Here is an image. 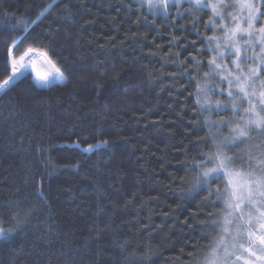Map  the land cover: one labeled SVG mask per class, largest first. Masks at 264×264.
Segmentation results:
<instances>
[{
	"label": "trees",
	"instance_id": "obj_1",
	"mask_svg": "<svg viewBox=\"0 0 264 264\" xmlns=\"http://www.w3.org/2000/svg\"><path fill=\"white\" fill-rule=\"evenodd\" d=\"M227 4L0 0V83L29 48L64 74L40 88L25 69L0 93V226L13 233L0 264H209L214 250L234 264L214 226L229 211L217 200L226 185L203 177L221 152L246 167V148L215 140L246 114L226 64L234 42H221L238 23ZM260 21L239 37L243 56Z\"/></svg>",
	"mask_w": 264,
	"mask_h": 264
},
{
	"label": "rangeland",
	"instance_id": "obj_2",
	"mask_svg": "<svg viewBox=\"0 0 264 264\" xmlns=\"http://www.w3.org/2000/svg\"><path fill=\"white\" fill-rule=\"evenodd\" d=\"M141 3L145 4L148 6V8L156 11L163 9L166 7L170 2H174L177 0H138ZM195 3H205V0H192ZM209 4L211 5L212 9L215 12H219L222 6H225L226 8L229 7L227 2H229L232 6L236 5V9L231 10L229 13H227L229 20L230 18L232 19H237L238 23L233 26V29H226L224 34V37L221 39V42H224L226 45L228 44L227 42H234L233 44L235 45V49H232L233 55L228 56V60L226 64L231 63V69L229 70L231 73H234V87L237 89V91H240L241 95H239L240 99L244 102L245 107L243 106L244 113H246L243 117H240L238 119V123L233 122L230 124L232 128L231 135H238L239 130H245L248 135L247 138L243 142H238L236 145H230V144H223V148L226 150L230 148H238L237 151L243 150L246 148L245 151V165L246 167L243 168H235L236 166L234 163L229 166V170L233 172H241L244 173L245 175L248 172H253L254 169H256L257 166V161L261 158L260 153L264 152V147L258 148V144L256 142L257 138L261 139V143H264V128H255L251 125H249V122L252 120H260L262 123H264V104H261V100H264V96L261 94L264 93V43L262 44L263 41V36L264 32L261 31V29H264V15H260L262 17V21H260V25L257 26L256 30L258 33L254 35L256 38H250L249 41L247 40V43H249L250 51L248 50L243 56V51L241 49H245V46L241 45L242 42L239 40V37L241 36V33H245L247 36H251L253 33V28L250 27L253 21L256 19H253V16L256 15L257 13H264V7H258L262 3H264V0H207ZM234 4V5H233ZM224 15V14H223ZM223 18V16H222ZM222 22V21H221ZM244 22V23H243ZM255 24V22H254ZM232 26L228 27L231 28ZM247 39V38H246ZM262 40V41H261ZM250 43H258L260 46H256V50L253 49L254 46H250ZM256 51H258L256 53ZM245 52V51H244ZM221 56H224V53L222 52ZM243 58L241 59V57ZM255 58V59H254ZM36 59L40 62L41 67H36L33 65V60ZM241 59V60H240ZM15 62V67L20 69L22 61H14ZM252 62H255L257 65L253 67ZM241 63V64H240ZM245 65L242 69V65ZM49 66V65H48ZM44 65L40 61V55L38 53H34L30 59L27 61V68L26 69H31L34 70V72L37 74L36 78L37 80L42 78L43 75L46 77L49 75V73H55V70L51 68L50 66L48 67ZM49 68V69H48ZM43 69V70H42ZM25 70V69H21ZM47 70V71H46ZM262 73V76H259ZM40 75V76H39ZM232 80V79H231ZM243 88L244 91H241L240 89ZM239 93V94H240ZM233 105H232V110H231V119L230 120H235V115L233 113L234 111H237V104H235L236 99H232ZM237 126V124L240 125L235 128L234 126ZM246 125H249L246 127ZM233 129H237V132H233ZM231 137V136H229ZM229 137H221L220 135L215 139L217 144L219 142L222 144V141L226 140ZM236 151V152H237ZM251 157V158H250ZM255 175H260L259 171L256 170L254 171ZM221 179L224 181V184L227 187V182H228V177L224 176ZM225 191V190H224ZM231 191V189H229ZM227 198V202L231 201L233 205L237 202L235 199L232 197H225ZM233 213L236 215L238 214L237 218L236 216L235 221L233 220V223L229 226V231L231 235H227L229 238L226 240L224 239V242H228V240H232L231 248L230 250L235 248V257L239 256L241 259L237 260L234 259L233 263L234 264H244L245 260H248L250 264H264V259L257 260V256H264V252L260 251L261 246L259 243H256V246L252 248V251L255 252V255H249L247 251H244L245 248L250 247L249 243V236L248 232L251 231H256L259 229V223L264 222V221H258L254 219V217H258L259 214L255 211V209L251 208L250 205H245L242 207L240 211H234ZM243 217L241 219L240 217ZM252 220L251 224L249 223V220ZM239 221V222H238ZM239 223L240 227L237 225ZM242 224V225H241ZM245 224V225H244ZM238 226V227H237ZM1 227V226H0ZM260 232H264V229H261ZM239 233V235H238ZM259 234V232H258ZM240 236V238H239ZM235 237V239H234ZM254 239V237L252 238ZM235 240V241H234ZM243 244V247L240 245ZM241 252H240V249ZM239 251L237 252V250ZM217 257L215 258V264L220 263L224 260V256L222 255H216Z\"/></svg>",
	"mask_w": 264,
	"mask_h": 264
},
{
	"label": "snow or ice",
	"instance_id": "obj_3",
	"mask_svg": "<svg viewBox=\"0 0 264 264\" xmlns=\"http://www.w3.org/2000/svg\"><path fill=\"white\" fill-rule=\"evenodd\" d=\"M51 7L52 5H49V8ZM47 10L48 9H45V11ZM41 15H43V13H41ZM260 15H264V13H257L253 16V19H258ZM18 23L20 22L18 21ZM261 31L264 32V29H261ZM14 50L15 47L9 49L10 56L13 54ZM33 54L34 50L29 48L24 53V55L20 57V60L22 61L20 69L15 67L14 60L9 61V65L12 67V72L11 75L7 77V79H4L3 82L0 83V93H6L8 90H10L11 87L14 86L16 82H19L20 78L24 75L21 69L27 68V61ZM38 54L47 56V52ZM49 62L51 63V61ZM210 63L215 64L216 61L212 60L210 61ZM57 81H64V74L59 68H56L54 74L49 73L48 76L38 79L34 82V84L35 86L40 88H47L50 84H53ZM240 90L244 91L243 88H241ZM229 95H231V93H229ZM261 95L264 96V93H262ZM261 104H264V100H261ZM217 107H221V105H217ZM249 125L258 129L264 128V123H262L260 120H252L249 122ZM249 125H246V127H248ZM237 131V129H233V132ZM247 135L248 133L245 130L241 129L239 130L238 135L231 136L222 141V143L236 145L238 142H243L247 138ZM107 145L108 141L104 140L95 145H90L89 147L82 149V151L85 153H90L100 149H104L107 147ZM77 147H79V145H77ZM257 147H264V145H258ZM260 157L261 158L257 161L256 169H254V171H259L260 175L258 176L254 174V171L248 172L246 175L241 172L230 171L229 166L234 163V160L232 157L226 156L222 152L214 157H209L207 161L208 163H216L218 161V163L216 167L211 168L209 171L203 173L205 183H207L209 180H219L224 176L228 177L227 187L225 188L224 194L222 196H218L217 200L224 199L225 197H232L237 201L234 205L231 201H228L226 203V208L229 211L227 216H225L222 224L219 221L214 222V226L221 227L224 234L221 236V240L217 244V247H220V245L224 243V236L231 235L229 226L233 223V219L230 218L233 217V210L240 211L243 206L250 205L251 208L255 209V211L259 214V216L254 217V219L258 221H264V152L260 153ZM229 189H231V191H229ZM9 207H12V205H9ZM32 211L34 210H30L29 213L25 214V216L30 215ZM240 218L243 219L242 216ZM11 219L15 221L17 227H19L21 221L18 219V217L13 216L11 217ZM251 222L252 220L250 219L249 223L251 224ZM261 229H264V222L259 223V229H257L256 231L250 230L248 232L250 247L245 248L244 251H247L249 255H255V252L252 251V248L256 246L257 242L259 243V245L264 246V232H260ZM12 234L13 233L11 231L5 232L3 231V228L0 227V239H6ZM253 237L254 239H252ZM240 246L243 247V244H241ZM260 251L264 252V247H261ZM215 258L216 257L214 250L212 256L209 259V264H215ZM236 259L239 260L241 259V257L237 256ZM256 259H264V256H257ZM244 264H250V262L248 260H245Z\"/></svg>",
	"mask_w": 264,
	"mask_h": 264
},
{
	"label": "bare ground",
	"instance_id": "obj_4",
	"mask_svg": "<svg viewBox=\"0 0 264 264\" xmlns=\"http://www.w3.org/2000/svg\"><path fill=\"white\" fill-rule=\"evenodd\" d=\"M32 62H33V65L36 66L37 68L41 67L40 62L38 60L34 59Z\"/></svg>",
	"mask_w": 264,
	"mask_h": 264
},
{
	"label": "water",
	"instance_id": "obj_5",
	"mask_svg": "<svg viewBox=\"0 0 264 264\" xmlns=\"http://www.w3.org/2000/svg\"><path fill=\"white\" fill-rule=\"evenodd\" d=\"M40 60L43 64H45L46 66H48L47 61L45 60V58L43 56L40 57ZM58 82H62V81H58Z\"/></svg>",
	"mask_w": 264,
	"mask_h": 264
}]
</instances>
